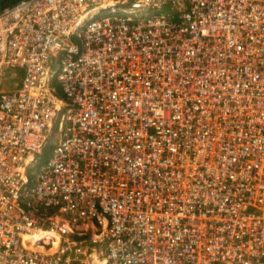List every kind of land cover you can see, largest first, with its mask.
I'll return each instance as SVG.
<instances>
[{
    "label": "built area",
    "instance_id": "obj_1",
    "mask_svg": "<svg viewBox=\"0 0 264 264\" xmlns=\"http://www.w3.org/2000/svg\"><path fill=\"white\" fill-rule=\"evenodd\" d=\"M0 264H264V0L0 8Z\"/></svg>",
    "mask_w": 264,
    "mask_h": 264
},
{
    "label": "rangeland",
    "instance_id": "obj_2",
    "mask_svg": "<svg viewBox=\"0 0 264 264\" xmlns=\"http://www.w3.org/2000/svg\"><path fill=\"white\" fill-rule=\"evenodd\" d=\"M75 40H77V39H75V35L72 34L70 37V41H75ZM53 59L55 60V63H51L50 67L52 70H55V71L50 78V84L56 88L55 93L59 97L64 98L65 93L63 92L61 83H60L59 79L57 78V72H58V68H59V58L53 57ZM24 72H25L24 67L10 68L7 71L6 76L2 79L1 86H3L4 88H13V87L19 85V80L22 78ZM58 135H59V131L57 130V126L55 125L54 133L51 136V138L49 139L48 143L46 144V147L43 149V153L41 154V158H38V160L32 165V168H31L32 171L37 170L39 168L40 164L44 163L49 158L52 147L57 141ZM50 210L55 211L56 207L54 209L50 208Z\"/></svg>",
    "mask_w": 264,
    "mask_h": 264
},
{
    "label": "trees",
    "instance_id": "obj_3",
    "mask_svg": "<svg viewBox=\"0 0 264 264\" xmlns=\"http://www.w3.org/2000/svg\"><path fill=\"white\" fill-rule=\"evenodd\" d=\"M16 0H0V8H2L5 5H8Z\"/></svg>",
    "mask_w": 264,
    "mask_h": 264
},
{
    "label": "bare ground",
    "instance_id": "obj_4",
    "mask_svg": "<svg viewBox=\"0 0 264 264\" xmlns=\"http://www.w3.org/2000/svg\"><path fill=\"white\" fill-rule=\"evenodd\" d=\"M26 238H29V236H26Z\"/></svg>",
    "mask_w": 264,
    "mask_h": 264
}]
</instances>
